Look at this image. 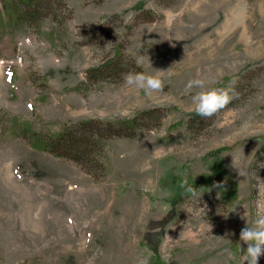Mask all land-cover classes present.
Returning a JSON list of instances; mask_svg holds the SVG:
<instances>
[{"label": "rangeland", "instance_id": "1", "mask_svg": "<svg viewBox=\"0 0 264 264\" xmlns=\"http://www.w3.org/2000/svg\"><path fill=\"white\" fill-rule=\"evenodd\" d=\"M43 5L14 51L0 42V264H245L240 231L264 204V0ZM156 70L161 92L124 84ZM195 78L236 98L201 118L185 89ZM135 116L142 133L107 141L100 180L34 149L14 121L49 134ZM233 145L222 160L237 198L184 196L204 156Z\"/></svg>", "mask_w": 264, "mask_h": 264}, {"label": "trees", "instance_id": "2", "mask_svg": "<svg viewBox=\"0 0 264 264\" xmlns=\"http://www.w3.org/2000/svg\"><path fill=\"white\" fill-rule=\"evenodd\" d=\"M45 1L0 0V42L5 46L9 45L14 51L19 35L29 25L35 23L39 17L35 15L39 12L38 10L45 8L43 5ZM38 26L40 28L41 25ZM16 80H18V76L13 71L11 72V81L15 83ZM138 119L136 116L114 121L86 119L75 124L64 125L59 131L49 134L45 131L37 133L33 130L30 122L25 120L17 122L14 119V121L20 127L19 136L27 140L34 149L74 161L95 180H100L106 172L103 158L107 141L115 138L138 137L142 133V124L138 122ZM233 147L234 145L226 146L208 152L203 158L207 171L196 180V183L190 181L189 186H193L197 191L218 189L222 198L229 204L237 198L238 185L231 178L222 160V154ZM217 183L222 184L223 187H214ZM189 195L192 194L185 189L184 196ZM255 196L256 190L253 188L252 198ZM150 264H165V261L155 254Z\"/></svg>", "mask_w": 264, "mask_h": 264}, {"label": "clouds", "instance_id": "3", "mask_svg": "<svg viewBox=\"0 0 264 264\" xmlns=\"http://www.w3.org/2000/svg\"><path fill=\"white\" fill-rule=\"evenodd\" d=\"M156 70V74H146L144 72H128L124 75V84L129 88L143 91L146 95L161 92L164 89V81ZM235 82H233L234 85ZM186 92L190 95L191 104L195 113L201 118H211L236 98L235 88H209L202 78L191 79L185 86ZM193 89H199L193 93ZM186 185L187 182L184 181ZM214 187L222 188L223 185L217 183ZM186 191L195 196L197 189L193 186L186 187ZM239 239L246 244L243 251L245 264H258L261 256H264V204L258 205L256 218L249 226L242 228Z\"/></svg>", "mask_w": 264, "mask_h": 264}, {"label": "snow or ice", "instance_id": "4", "mask_svg": "<svg viewBox=\"0 0 264 264\" xmlns=\"http://www.w3.org/2000/svg\"><path fill=\"white\" fill-rule=\"evenodd\" d=\"M31 107V106H30Z\"/></svg>", "mask_w": 264, "mask_h": 264}]
</instances>
